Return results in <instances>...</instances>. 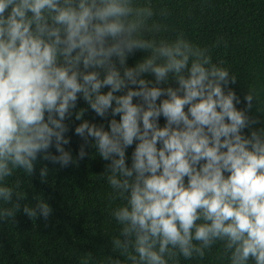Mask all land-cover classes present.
Instances as JSON below:
<instances>
[{
  "label": "clouds",
  "instance_id": "9594fccd",
  "mask_svg": "<svg viewBox=\"0 0 264 264\" xmlns=\"http://www.w3.org/2000/svg\"><path fill=\"white\" fill-rule=\"evenodd\" d=\"M168 15L134 0H0V219L11 223L21 208L14 174L31 177L38 157L76 162L65 121L82 96L97 116L112 117L106 130L80 109L74 129L83 141L77 159L94 147L108 161L101 176L124 201L112 212L121 229L111 239L123 261L109 264L202 259L218 241L230 264H264V127L243 131L259 123L247 114L256 90L238 109L229 87L237 77L209 48L182 33L158 38ZM137 50L148 55L128 67ZM170 75L177 87H160ZM48 173L41 168L42 181ZM23 212L47 219L52 209L39 199Z\"/></svg>",
  "mask_w": 264,
  "mask_h": 264
},
{
  "label": "trees",
  "instance_id": "16d2710c",
  "mask_svg": "<svg viewBox=\"0 0 264 264\" xmlns=\"http://www.w3.org/2000/svg\"><path fill=\"white\" fill-rule=\"evenodd\" d=\"M134 3L151 4L157 13L161 8L167 9L169 15L164 21L167 30L158 38L171 41L182 33L191 43L210 49L213 63L221 64L237 77L236 83L229 87L240 97L238 109L245 108L244 97L254 88L256 100L247 114L259 123L243 131L250 135L251 130L264 127V0H134ZM146 55L144 51H135L128 56L127 66H135ZM142 78L155 79L152 74H144ZM159 86L175 88L177 84L170 75L168 84ZM108 90L104 88L102 92ZM120 94L123 93H117ZM165 98L162 96L160 100ZM133 102L139 101L134 98ZM80 109H84L82 120L103 124L107 130L112 117L97 116L81 96L72 117L65 121L69 127L66 135L70 138L65 148L71 151L76 162L61 167L38 157L31 177L21 171L9 178L10 183L17 177L21 179L19 192L24 198L18 201L21 208L14 221L0 219V264H109L110 257L123 261V257L112 250L111 239L118 236L121 229L112 212L124 201L101 176L108 161L103 160L94 147L86 149L84 159H77L83 143L74 133L82 122L75 119ZM115 118L119 120V116ZM158 123L160 127L165 126L163 116ZM134 148L135 143L126 150L128 166H131ZM50 151L58 154L54 147ZM45 166L49 173L42 181L40 170ZM39 199L52 209L47 219L39 215L29 218L23 212L25 204L35 207ZM229 256L230 253L225 255L223 242L218 241L206 250L202 259L186 260L178 255L169 264H230Z\"/></svg>",
  "mask_w": 264,
  "mask_h": 264
}]
</instances>
